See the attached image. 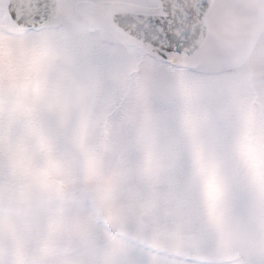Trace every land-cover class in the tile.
I'll return each mask as SVG.
<instances>
[{"label": "clouds", "instance_id": "obj_1", "mask_svg": "<svg viewBox=\"0 0 264 264\" xmlns=\"http://www.w3.org/2000/svg\"><path fill=\"white\" fill-rule=\"evenodd\" d=\"M252 3L259 14L212 23L209 48L223 55L208 62L228 60L235 70L212 83L135 59L103 70L68 63L83 34L51 29L5 55L0 264H122L130 225L158 224L175 239L187 209L204 214L209 181L220 193V231L242 224L237 244L264 235V3ZM54 11L63 21L73 16L67 6ZM106 83L119 96L102 107ZM154 102L178 111L165 118ZM117 108L129 128L109 138L105 122ZM129 152L139 159L130 162Z\"/></svg>", "mask_w": 264, "mask_h": 264}, {"label": "rangeland", "instance_id": "obj_2", "mask_svg": "<svg viewBox=\"0 0 264 264\" xmlns=\"http://www.w3.org/2000/svg\"><path fill=\"white\" fill-rule=\"evenodd\" d=\"M60 6L69 7L73 16L69 21L57 15L41 27L28 29L14 25L5 11L6 0H0V80L4 75V57L15 47L25 44L30 36L45 29L55 30L65 36L83 34L85 43L78 48H69L65 60L72 64H92L99 69H107L129 59L146 62L160 74L184 79H199L209 83L235 75L230 61L218 64L208 62V57H221L220 49H210L212 23L221 21L226 14H259V4L252 0H212L205 16L207 34L201 48L191 57H181L178 62L161 61L135 41L126 37L110 21L114 11H144L158 8L157 0H59ZM264 3V0H261ZM99 13V18L95 15ZM258 40L250 41V46H258ZM113 51L123 55L114 56ZM119 90L110 83L105 85V94L97 98V104L106 107L117 99ZM210 104V101H208ZM154 111L171 119L178 111L175 106L154 102ZM107 135L123 137L129 128V117L121 108L109 111L105 122ZM139 159L136 152L128 153L132 163ZM110 161L105 164L110 166ZM207 205L202 216L187 209L185 218L176 229V238H169L164 226L153 224L130 225L127 240L123 244L122 264H264V235L252 241L237 244L235 235L243 230L236 224L228 231H220L215 226V208L219 200V190L209 181L206 187ZM183 210V208H182Z\"/></svg>", "mask_w": 264, "mask_h": 264}, {"label": "water", "instance_id": "obj_3", "mask_svg": "<svg viewBox=\"0 0 264 264\" xmlns=\"http://www.w3.org/2000/svg\"><path fill=\"white\" fill-rule=\"evenodd\" d=\"M157 1L160 7L158 13L116 11L110 14V21L125 36L133 39L142 47L147 46L148 50L156 56V47L152 41L157 40L158 37L152 31L149 18L170 16L172 19L168 20L169 31L180 38L184 51L173 56L169 61L177 62L179 60L177 56L191 57L201 48L205 40L207 34L205 16L212 0ZM202 4H205L206 7H200ZM165 7L168 8V11H165ZM57 8V0H6L5 4L8 18L16 26L23 28H30L28 25L33 23V18L42 9L47 10L51 20L55 15L54 10ZM191 9L195 10L192 11ZM19 20H24L25 23H18ZM161 43H166V41H161Z\"/></svg>", "mask_w": 264, "mask_h": 264}, {"label": "snow or ice", "instance_id": "obj_4", "mask_svg": "<svg viewBox=\"0 0 264 264\" xmlns=\"http://www.w3.org/2000/svg\"><path fill=\"white\" fill-rule=\"evenodd\" d=\"M200 7H206L205 4L200 5ZM194 11L195 9H191ZM165 11L168 8L165 7ZM172 19L170 16H160L149 18V23L152 26V31L158 37L157 40L152 41L153 45L156 47V56L159 57L161 61H169L173 56L183 53L184 47L182 41L179 37L174 36L169 31L168 20ZM50 20L49 14L46 9L40 10L37 15L33 18V23L28 25L30 28H35L39 25L45 24ZM18 23H25L24 20L17 21ZM161 41H166V43H161ZM186 43V42H184Z\"/></svg>", "mask_w": 264, "mask_h": 264}, {"label": "flooded vegetation", "instance_id": "obj_5", "mask_svg": "<svg viewBox=\"0 0 264 264\" xmlns=\"http://www.w3.org/2000/svg\"><path fill=\"white\" fill-rule=\"evenodd\" d=\"M58 1V7L60 6V3H59V0H57ZM148 12H160V9H159V7L158 8H151L150 10H147Z\"/></svg>", "mask_w": 264, "mask_h": 264}]
</instances>
